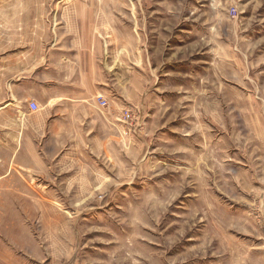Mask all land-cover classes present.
Instances as JSON below:
<instances>
[{
    "label": "rangeland",
    "instance_id": "374dc122",
    "mask_svg": "<svg viewBox=\"0 0 264 264\" xmlns=\"http://www.w3.org/2000/svg\"><path fill=\"white\" fill-rule=\"evenodd\" d=\"M82 15L158 81L114 140L56 159L18 81L38 67L41 113ZM0 264H264V0H0Z\"/></svg>",
    "mask_w": 264,
    "mask_h": 264
},
{
    "label": "crops",
    "instance_id": "0c3cea01",
    "mask_svg": "<svg viewBox=\"0 0 264 264\" xmlns=\"http://www.w3.org/2000/svg\"><path fill=\"white\" fill-rule=\"evenodd\" d=\"M81 18L83 21L58 49L46 51L45 64L40 69L47 89L46 100L41 103L45 107L39 114L28 108L30 115L24 119L33 144L41 149L51 147L56 159L65 152L88 148L90 142L96 141L98 126L108 127L114 140V127L122 120L123 111L143 108L150 97V87L158 81L144 45L132 46L123 40L117 42L118 52L114 38L94 22L95 16ZM37 68H27L26 76L18 81H27L28 93L23 97L27 107L30 102L36 103ZM99 98L108 102L107 109L99 106Z\"/></svg>",
    "mask_w": 264,
    "mask_h": 264
},
{
    "label": "built area",
    "instance_id": "2783aa9c",
    "mask_svg": "<svg viewBox=\"0 0 264 264\" xmlns=\"http://www.w3.org/2000/svg\"><path fill=\"white\" fill-rule=\"evenodd\" d=\"M98 104H100L102 107L107 108L109 107V104L107 101H105L103 98H99ZM30 111L32 113H38L40 112V107H38V105L34 102H30L28 105ZM123 121L126 124H129L130 122H132L134 120L133 114L131 111H126L123 115H122Z\"/></svg>",
    "mask_w": 264,
    "mask_h": 264
}]
</instances>
